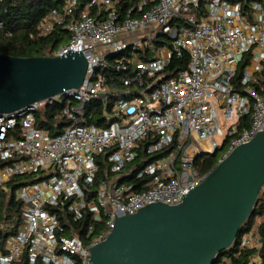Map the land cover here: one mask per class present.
<instances>
[{"label":"built area","instance_id":"obj_1","mask_svg":"<svg viewBox=\"0 0 264 264\" xmlns=\"http://www.w3.org/2000/svg\"><path fill=\"white\" fill-rule=\"evenodd\" d=\"M58 26L68 40L50 55L82 52L87 71L79 88L0 113V264H90L118 217L181 203L214 169L199 157L220 152L218 163L264 131V0H62L37 34ZM175 55L188 66L167 75ZM96 99L101 116L88 111ZM55 101L67 122L52 134L37 111ZM18 176H29L14 181L19 224L3 203ZM86 213L83 239L74 222ZM261 223L240 249L262 247Z\"/></svg>","mask_w":264,"mask_h":264},{"label":"water","instance_id":"obj_2","mask_svg":"<svg viewBox=\"0 0 264 264\" xmlns=\"http://www.w3.org/2000/svg\"><path fill=\"white\" fill-rule=\"evenodd\" d=\"M86 55L0 52V113L79 88ZM264 187V131L236 146L181 203H151L118 217L90 247V264H214L235 243Z\"/></svg>","mask_w":264,"mask_h":264},{"label":"trees","instance_id":"obj_3","mask_svg":"<svg viewBox=\"0 0 264 264\" xmlns=\"http://www.w3.org/2000/svg\"><path fill=\"white\" fill-rule=\"evenodd\" d=\"M81 3H85L87 0H80ZM62 0H0V22L3 26L0 28V52L12 56H35V55H50L61 44L68 40V34L65 29L58 26L56 30L47 36H39L37 34V25L43 17L47 15L49 10L55 6H60ZM161 42V41H160ZM188 66V57L173 56L169 66L166 69L167 75L173 74L177 70L185 69ZM120 72L114 71V74ZM62 103L55 101L53 103L46 104L42 109L37 111V119L40 126L50 130L52 134L58 133L62 127L66 124V120L63 117ZM103 101L101 99L94 100L88 105V111H95L96 115L101 116L103 114ZM108 153L101 154L98 157L100 164L99 176L106 174V169L109 174V163L107 162ZM220 152L213 155L202 156L197 159V165L201 171H209L216 166ZM141 160V159H140ZM138 160L133 166L134 171L129 178L125 180L129 183L133 182V177L136 171H138L143 164L152 160L147 158L146 161ZM132 169V166L128 167ZM29 176H18L11 180L12 196L6 202H3L8 209V217L17 219L19 224L21 216V205L14 197V188L17 181L19 183L26 182L25 179ZM31 179V178H30ZM264 215V190L259 194L253 213L243 223L240 232L235 243L229 249L222 251L217 256V261L214 264H257L253 262V257L259 254L261 257V263L264 264V223L259 225V230L263 239V244L260 249L257 248H239V240L245 232L254 227L255 219L257 216ZM91 214L86 213L84 217L74 222L76 226V232L83 239H86V234L91 225ZM17 228L13 231H6V235L15 233ZM94 231L92 234H96ZM226 259V260H225Z\"/></svg>","mask_w":264,"mask_h":264},{"label":"crops","instance_id":"obj_4","mask_svg":"<svg viewBox=\"0 0 264 264\" xmlns=\"http://www.w3.org/2000/svg\"><path fill=\"white\" fill-rule=\"evenodd\" d=\"M258 219V220H257ZM256 219V222H257V225L260 223V222H264V216H260ZM256 225V226H257Z\"/></svg>","mask_w":264,"mask_h":264},{"label":"rangeland","instance_id":"obj_5","mask_svg":"<svg viewBox=\"0 0 264 264\" xmlns=\"http://www.w3.org/2000/svg\"><path fill=\"white\" fill-rule=\"evenodd\" d=\"M131 52H134V51H131ZM262 190H264V187H263V189ZM264 216V215H263ZM258 217H260V216H257L256 217V219L258 218ZM256 219H255V224H254V227H256V225H257V222H256ZM258 220V219H257ZM226 260V259H225Z\"/></svg>","mask_w":264,"mask_h":264}]
</instances>
